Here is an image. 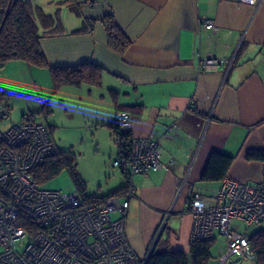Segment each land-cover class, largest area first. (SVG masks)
<instances>
[{
    "label": "crops",
    "instance_id": "obj_1",
    "mask_svg": "<svg viewBox=\"0 0 264 264\" xmlns=\"http://www.w3.org/2000/svg\"><path fill=\"white\" fill-rule=\"evenodd\" d=\"M54 1L56 8L68 9L73 15L67 13L60 18L61 33L40 38L46 64L15 60L0 68V89L7 94V98L0 96V119L10 115L7 99L14 93L10 79L2 72L9 64H20L18 76L26 77L27 72L26 81L34 85L42 115L28 109L17 123L33 118L34 122L46 124L56 148L75 157L77 176L87 186L78 173L79 143L73 141L61 147L55 137L61 139L59 134L64 130L77 137L85 135L87 129L82 134L72 130L73 123H78L90 132L94 128L95 133L90 134L96 143L90 141L97 147L103 136L97 137L96 131L101 128L107 131L106 139L116 145V151L110 148L107 157L117 155L109 125L114 123L117 111H127L133 137L156 139L161 162L167 166L131 179L135 195L129 201L127 214L129 243L134 253L143 258L157 228L166 220L154 248L163 251L168 245L172 250L188 252L193 225L189 198L196 191L211 203L220 187V181L200 179L212 152L232 157L225 178L253 184L264 177V160L245 157L252 149L264 151V0H257L254 6L238 0H69L79 16L68 5H60L62 0ZM32 2L44 6L41 0ZM105 14L113 15L130 41L121 54L108 44L100 21ZM84 20L94 22L91 27L86 25V30L77 31ZM205 20L213 21L216 30L205 29ZM207 58L222 62L201 71L199 63ZM81 64L98 67L99 83L54 87L51 68ZM42 97H46L44 103L40 101ZM120 173L122 179H117L114 186L107 185L103 194L86 193L95 197L113 194L126 183ZM218 235L215 233L214 243ZM218 241L215 254L210 250L208 264H218L225 248V240L219 237ZM235 263L231 259L226 264ZM242 264L252 263L244 260Z\"/></svg>",
    "mask_w": 264,
    "mask_h": 264
},
{
    "label": "built area",
    "instance_id": "obj_2",
    "mask_svg": "<svg viewBox=\"0 0 264 264\" xmlns=\"http://www.w3.org/2000/svg\"><path fill=\"white\" fill-rule=\"evenodd\" d=\"M238 1L257 4V0ZM203 27L216 30L211 20H205ZM221 62L203 59L199 69L207 71ZM115 122L120 130H131L127 111H117ZM56 152L46 124L27 120L0 130V264H145L163 221L143 258L129 243L126 222L129 201L135 195L132 177L167 169L161 162L158 141L133 137L129 153L118 154L111 162L128 176L125 190L94 201L85 200L78 191L67 193L36 182L34 170ZM189 211L193 217L191 238L214 240L215 233L225 238L218 264L231 259L235 264L244 260L258 264L249 246L252 230L239 231L240 226L231 222L236 219L254 229L264 224V177L253 184L224 178L211 203L199 192H192Z\"/></svg>",
    "mask_w": 264,
    "mask_h": 264
},
{
    "label": "trees",
    "instance_id": "obj_3",
    "mask_svg": "<svg viewBox=\"0 0 264 264\" xmlns=\"http://www.w3.org/2000/svg\"><path fill=\"white\" fill-rule=\"evenodd\" d=\"M58 3L68 5V8L79 16L74 3H70L69 0H62ZM100 21L106 31L109 46L117 53H123L130 41L115 23L113 15L105 14ZM93 22V20H84L83 26L77 31L86 30V27H91ZM61 32L62 26L58 14L46 12L43 7L34 4L32 0H0V68L7 62L15 60L30 65L46 64L39 40L43 36ZM50 72L55 88L62 85L77 86L83 82L97 84L100 80L98 67L91 64H81L75 67H54L50 69ZM27 120L34 121L33 118H23V121ZM109 126L116 139L117 155L128 154L133 141L131 130H120L115 121ZM245 157L247 160H264V151L252 149L246 153ZM231 161L232 157L229 155L212 152L202 171L201 181H221L226 177ZM62 167L68 169L85 200L94 201L105 198L86 193L84 182L82 181V183L77 176L75 157L71 152L57 149L55 155L48 157L43 164L34 170L33 177L40 185L56 175ZM123 175L126 183L111 195H118L125 190L128 176L125 173ZM212 243L213 240L191 238L188 252L172 250L168 245L163 251H157L153 248L145 264H208ZM249 246L254 251L257 263L264 264V230H252L250 232Z\"/></svg>",
    "mask_w": 264,
    "mask_h": 264
},
{
    "label": "rangeland",
    "instance_id": "obj_4",
    "mask_svg": "<svg viewBox=\"0 0 264 264\" xmlns=\"http://www.w3.org/2000/svg\"><path fill=\"white\" fill-rule=\"evenodd\" d=\"M41 2L44 5L43 9H45V11L54 14L56 13L58 14L59 18H62L63 15H66L67 13H69L70 16L73 15L68 9L61 10L56 8L54 6L55 3L54 0H41ZM50 4L52 5L53 9L50 8L51 7ZM18 65L20 64H9V66L5 68V70H3L2 72V75L4 77L7 75V77L10 79V84H12V90H14V93H10L7 99L8 101L7 105L10 108L9 110L10 115L2 120L0 119V128L2 129L17 123L21 118L22 112L27 111L28 109L39 111L38 113H36L37 116L42 115V113L40 112L39 100L38 97L36 96V90L34 89V85L30 86V83L26 81V79L29 78L27 72H26V77H22L21 75L18 76V72H17L19 69ZM24 65L23 67H26ZM46 73H48V70L46 71ZM47 77L48 78H46V81H48L47 83L51 85L52 88V84L50 83L51 77H49V75H47ZM34 80H37L36 77ZM4 97L7 98V94L4 95ZM40 118L41 119L39 120L42 122V117ZM73 126L75 127H72V130L76 134H82L84 133L82 132V130L87 129L85 131V135H81L77 137L73 135L72 131L64 130L62 134L58 133L59 135H61L62 138L59 139V137L55 135L56 136L55 139L56 141L58 139L57 143L61 147L65 145L68 147L69 144H74L73 141L79 143L76 149V151L80 154V155L77 154L78 163H79L78 173L81 174L82 178L87 183V186L84 183V190L87 192H93L95 193V195L103 194L108 189L107 185L114 186L117 183V179L119 178L122 179L120 169L113 167L111 164L112 160H114L117 155L115 153H113L111 157H109V155L107 157L106 155L107 152L110 150V148L113 149V151H116L115 148L116 145L114 146L113 141L108 140L109 138L106 139L105 133L107 131L104 130L105 132H103L101 131V128H99V130L96 131V133L98 134L97 137H99V135H102L103 139L102 142L100 143L101 146L96 147V145H93L91 143L92 140L94 141V143H96L95 141L96 138L94 139V137H92V135L90 134V133H95L94 128L93 131L90 132L87 126L84 127L79 125L78 123H73ZM67 140H69L68 143ZM40 185L44 188H49V189H61L67 193L80 191L66 167H62L56 175L52 176L50 179H48L44 183H41ZM231 225L232 226L239 225L240 226L239 231L254 229V227H247L241 221L235 219H232ZM258 227L264 229V224H261ZM218 236H216L217 238L216 243L214 242L212 243L211 246L212 254H215V252L218 249L219 237L225 240L223 236L221 235L219 237Z\"/></svg>",
    "mask_w": 264,
    "mask_h": 264
},
{
    "label": "water",
    "instance_id": "obj_5",
    "mask_svg": "<svg viewBox=\"0 0 264 264\" xmlns=\"http://www.w3.org/2000/svg\"><path fill=\"white\" fill-rule=\"evenodd\" d=\"M163 224H164V227H163V230L162 232L164 231V228H165V224H166V220H163ZM162 232L160 233L159 237L161 236ZM156 244V243H155ZM155 246V245H154Z\"/></svg>",
    "mask_w": 264,
    "mask_h": 264
}]
</instances>
